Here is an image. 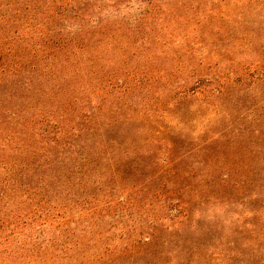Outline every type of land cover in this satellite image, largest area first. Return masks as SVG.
<instances>
[{
    "label": "rangeland",
    "instance_id": "374dc122",
    "mask_svg": "<svg viewBox=\"0 0 264 264\" xmlns=\"http://www.w3.org/2000/svg\"><path fill=\"white\" fill-rule=\"evenodd\" d=\"M74 145L97 174L48 182L71 209L0 233V264L53 244L42 264H89L155 233L138 264H264V0L0 3L1 220L79 170L56 157Z\"/></svg>",
    "mask_w": 264,
    "mask_h": 264
},
{
    "label": "trees",
    "instance_id": "16d2710c",
    "mask_svg": "<svg viewBox=\"0 0 264 264\" xmlns=\"http://www.w3.org/2000/svg\"><path fill=\"white\" fill-rule=\"evenodd\" d=\"M5 0H0L1 5L4 3ZM10 2H6L4 4V6H8ZM3 7V6H1ZM9 7V6H8ZM11 8V7H10ZM17 39L16 38H11L8 42L7 45H12ZM58 155L56 156L57 159H62V160H68L72 157H74L78 150L76 145L71 146L70 148L67 147H61L58 146ZM78 154L81 156L79 160L80 164L77 167H79V170H74V173L72 174L71 171H63L61 173H56L53 175H49L46 178H43V188H42V197L40 199V201L37 204V209L30 211V212H26L25 214H17L14 216H8L10 218H8V221H5L4 219H0V233H6L5 231L9 230L10 228H14L12 229L14 233V231H16L17 229L20 228L21 225L27 224L29 221H31V223H29L30 225L33 224L32 222V218L35 217L36 215L40 214L39 219H43L45 223H48L49 220L51 218L55 219L57 217L58 211L59 210H67L68 208L71 209V205L74 202L73 197H75V195H72L70 192H67L65 198L60 194H53V191L50 193L51 189H46L50 187V183L48 182H54V184H58L60 187H64L65 185H70L72 188H76L73 190H76L78 192H84L85 191V185L87 184V182L91 179L94 178L93 172H95L98 169V165L97 164L93 169V172H91L89 169H86L88 166L91 165V162L88 160V157H83L84 153L78 152ZM88 161V162H87ZM58 163V160L55 161ZM97 162V160L93 161ZM49 166V163H45V166ZM15 194L12 195V197H18L17 195L14 196ZM107 196V195H105ZM12 199V198H11ZM99 210L100 208H93V209H88L89 211L92 210ZM94 211L93 215L98 214V211ZM57 212V214H56ZM53 213V214H52ZM59 215V214H58ZM60 216V215H59ZM8 223V224H7ZM157 234H150V241L151 243H149V245H133L130 248H126L124 249L122 255L120 257H111V258H106L103 257V259H93L92 262H89V264H119V260L120 258H122L123 260L126 259V263H130V264H138L139 261L141 260L142 257H144L146 251H148V247H151L152 244H154V240L155 238H157L156 236ZM8 236H4L2 238V236L0 237V239H4L6 240V242L8 241ZM55 248L54 244L51 246V251L50 252H46L44 253L43 256L38 255L34 252V250H28L29 253H27L26 255L20 257L21 261L20 264H42V263H46V261L48 260H52L54 259V257H56L54 255V252L52 251V249ZM31 252V253H30ZM255 260V259H254ZM262 261H264L261 258ZM259 262H260V258H259ZM123 262H121L120 264H122Z\"/></svg>",
    "mask_w": 264,
    "mask_h": 264
}]
</instances>
